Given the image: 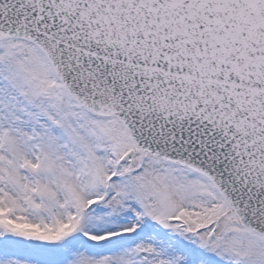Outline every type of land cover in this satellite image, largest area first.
<instances>
[{
  "label": "snow or ice",
  "instance_id": "obj_1",
  "mask_svg": "<svg viewBox=\"0 0 264 264\" xmlns=\"http://www.w3.org/2000/svg\"><path fill=\"white\" fill-rule=\"evenodd\" d=\"M0 264H264V0H0Z\"/></svg>",
  "mask_w": 264,
  "mask_h": 264
}]
</instances>
